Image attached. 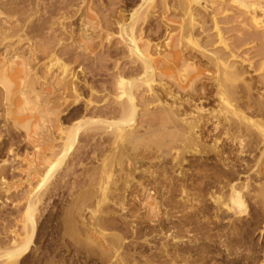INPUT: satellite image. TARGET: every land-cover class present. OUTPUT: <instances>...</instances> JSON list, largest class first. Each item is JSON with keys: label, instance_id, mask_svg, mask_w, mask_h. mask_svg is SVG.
Segmentation results:
<instances>
[{"label": "bare ground", "instance_id": "bare-ground-1", "mask_svg": "<svg viewBox=\"0 0 264 264\" xmlns=\"http://www.w3.org/2000/svg\"><path fill=\"white\" fill-rule=\"evenodd\" d=\"M22 1L0 0V86L7 83L11 88L7 90L5 118L8 120L10 117L11 128L27 133V147L34 145L36 154L22 157L29 163L23 181L8 182L7 177L19 173L13 168V162L5 160L0 166V198H6L2 202L0 199V207L8 203L12 192L23 196L24 202L14 203L15 207L7 213L5 225L0 229V264H196L203 254L214 253L211 249L215 244L212 225L221 224L222 216L226 214L233 215L234 220L229 226L231 229L223 232L226 237L223 241L219 240V245L227 251V258L234 252L238 256L242 253L237 250L236 244L244 241L252 243L258 230L249 223L241 224L248 215V195L257 201V214H261L258 225L262 223L260 234L264 238V183L255 187L249 181L250 176L243 182L241 177L244 174L240 175L239 164L234 163L238 156L239 159L249 153L252 156V149L260 148L256 162L252 161L254 168H260L264 159V105L253 106L250 100L244 101L240 96L242 92L237 82L243 73L235 63L230 64L224 58L229 49L227 42L217 25L214 26L217 29L215 34L210 32L213 28L205 26L204 17V21L201 19L203 14L198 8L199 0H176L175 5H171L170 0H162L161 3H158L159 0H139L141 3L131 9L129 3L121 4L122 0H82L81 7L76 0H50L48 13L52 17L54 13L62 15L63 22L56 24L61 27L58 28L60 32L53 30L44 44L40 42L41 45L30 40L22 27L5 28L12 20L21 23L17 14L22 10L19 8L20 4L23 5ZM232 2L244 10L261 8L264 14L261 0ZM85 4H90L88 6L95 12L94 15L84 16ZM39 8L35 9L39 12ZM160 10L182 13L183 18L178 26L180 37L174 46L176 52L165 59H156L160 51L152 37L159 39L161 32L170 31L174 22L169 20L155 25L154 20L163 15L159 14ZM6 12L15 16L4 17ZM52 17L44 18L45 23L31 30L43 32ZM75 17L80 32L78 35L75 34L77 29L67 22ZM252 19L256 27L264 26L263 20H258L256 16ZM198 26L200 32L196 31ZM197 33L205 36V43H200ZM76 37L82 44L75 42ZM96 44H101V49L115 46L114 51L107 50L108 55L91 67V73L95 72L102 78L101 95L72 71L74 64L79 65L83 59L87 60L86 56L94 54L98 47ZM25 45L27 48H24ZM217 46H222V50ZM184 49L195 50L193 52L208 60L209 68L216 75L211 86L197 88L195 82L203 73L197 71L195 74L196 70L192 68L194 75L187 71L189 68L185 72L192 77L181 74L180 66L185 64L181 55ZM79 73L85 75L82 67H79ZM176 76L183 84L190 77L188 87L180 82L173 83ZM49 84L53 86L48 91ZM82 86L90 90L89 99H84ZM66 93L73 97L76 105L84 103V113L76 111L62 120L59 115H65L63 105L69 102ZM209 97L221 102L220 110H205L201 101L209 100ZM97 98L101 102H95ZM21 105L31 106L29 109L25 107L29 110L28 115L14 112ZM92 109L96 111L95 117L91 115ZM252 109L256 111L252 112ZM89 112L92 117L88 116ZM75 117L78 119L67 126L66 123ZM53 122L56 126L51 125ZM7 129L9 133L11 130ZM1 131L0 128V141L3 139ZM30 133L36 137L35 142L30 141ZM208 138L211 142L213 140V146H206V141L203 144ZM81 139L88 144L85 148L88 149L85 150L88 157L90 153L99 152L101 158L99 156L100 160H95L97 154L94 159L92 155L93 162H87L83 171L89 176L82 178L83 181L77 179L71 183L69 203L64 204L55 221L50 220L42 229L40 219L43 208L47 207L52 193L61 187L68 189L66 177L77 171V164L74 169H69V164L80 149ZM142 141L148 144L144 146L147 154L138 158L133 153ZM220 144L222 148L228 144L237 147L236 155L239 154L235 155V159L230 154V157H225L226 153L220 149L216 151V157L221 155V160L225 158L233 163L223 161L224 169L227 168L225 172L223 170L224 175L220 177V174L218 178L212 176L215 179L211 180L205 173V176L193 175L185 168L178 172L183 166L185 154L211 155L210 150L215 151ZM153 150L155 154L160 153L159 161H168L169 154L175 153V164L168 167L170 165L167 166L165 161H160L159 170L155 168L159 175L151 171V167L143 169L144 161L154 154ZM8 153L16 160L20 159L13 145ZM167 155L169 157L165 158ZM233 157L234 161H231ZM240 160L237 162L240 163ZM243 160L240 164L244 163ZM175 166H179L177 171ZM260 172L257 171V174L261 175ZM35 180H38L37 185L30 189ZM22 186H27L29 192H25ZM11 218L15 222L12 223ZM220 237L222 239L223 236ZM253 247L254 252L248 253L246 259L253 264H264V246L258 243ZM258 252L262 253L261 262Z\"/></svg>", "mask_w": 264, "mask_h": 264}, {"label": "rangeland", "instance_id": "rangeland-1", "mask_svg": "<svg viewBox=\"0 0 264 264\" xmlns=\"http://www.w3.org/2000/svg\"><path fill=\"white\" fill-rule=\"evenodd\" d=\"M7 1L8 2H12V0L11 1L10 0H7ZM13 1H18V0H13ZM161 1L162 0H159L158 3H161ZM175 1L176 0H170L171 5H175L176 4ZM199 2L200 3H199V7L198 8H199V11L201 9V11H200L201 15L203 14V16L201 17V19L204 17L203 19L205 21L203 19H202V21H204L205 26L207 25V27L209 29H212L213 28L210 32L215 34L217 32V29H215L214 26L217 25L218 29L221 31V33H223L222 36H223L224 40H226L227 45H228V48H229L225 52L226 54L224 53V55H225L224 58L225 59H228V63H230V64L235 63V66H237L238 68H240V70L243 73L241 79L237 82V85L239 86V91L242 92V93H240V96L242 95L241 97L244 98V101L250 100L253 103V106H255V105L258 106L259 105V106L262 107L264 105V26H263V24H261L260 27H258V26L256 27V25L252 21L253 20L252 18H253V16H256L258 20L260 19L261 21L262 20L264 21L263 10L261 8H256L257 10H255V11L254 10H251V9L244 10L245 8H243L239 4H235V2H232V0H216V1L215 0H199ZM22 3H23V5L20 4V7H19L20 10L21 9L22 10L20 11L19 14H17V16L19 18H21V23H16L15 20H12V21H10V23H8V25H6V27H5L6 29H9L11 27H14V28H20V27H22L23 30L28 34V37L30 38V40H32L35 44H38V45H41L40 42H42V44H44V41L47 40V38L49 37L48 35H50V34L53 33V30L57 31V33L60 32L58 30V28H61V27H58V25L56 26V24H58L60 22H63V20L61 19L62 15L61 16L60 15L57 16L58 13L57 14L54 13V15L52 17V14H49L48 13L49 8L47 10V7H49L48 5H50V0H42V1H38V0H24V1H22ZM82 3H83L82 0H76V4L78 5V7H81L82 6ZM123 3H129L130 4L129 7L131 9V8L135 7V5L140 4L141 2L139 0H122L121 1V4H123ZM131 3L132 4L134 3V5H131ZM260 3H261L262 6H264V0H261ZM39 4H41V5L39 6ZM121 4L117 6L118 9H119V6H121ZM88 5L90 6V4L83 5V7H84V16H86V17L87 16L88 17L89 16H92V14L95 13L94 11L90 10V7ZM200 6H201V8H200ZM37 7H40L39 8V12L37 11V9H35ZM241 7H242V9H241ZM118 9H117V11H119ZM107 13H109V12H107ZM175 13L176 12H174V11H173V13H164V12H162V10H160L159 11V14H163V15L157 17L154 20V24L155 25H158V23H162L163 21H169V20H171V21L174 22V26H172L173 29L170 28V31H168L167 33L163 30L161 32V34H160L159 39L156 40L155 36L152 37L153 43H158L159 51H160V52H157L158 54H156V56H155L156 59H165V57H168V56H170V55H172V54H174L176 52V47H174V46L176 45L175 44L176 41H178V36L180 37V35H179L180 28L178 30V26H179V24L181 22H183L182 21L183 18L181 17V14L182 13L180 14V13L177 12L176 15H175ZM5 14L6 15L4 17H6L8 15V12H6ZM177 14H180V15H177ZM8 16H11L12 17V16H15V14H13V15L12 14H9ZM50 16L53 19L47 21L46 25L44 26V29L42 30L43 32L36 33L35 31L31 30V28H33L35 26H38L39 27V25L43 24L44 18H48ZM4 20L5 19H2V21H4ZM67 22L69 24H72V27L73 28H75V29L78 28V25H77L78 21H77V18L76 17H75V19L73 18L71 21H67ZM67 22H66V25L69 26V24ZM14 28H12V29H14ZM196 31L197 32H200V27L199 26L196 28ZM46 34H47V36H46ZM75 34H77V35L80 34V32L78 31V29L75 30ZM197 34H196V36L199 38L200 43H202V44L205 43V36L199 35V33H197ZM97 35H99V34H97ZM75 42H77V44H80L81 43L80 38H77L76 37ZM98 43H101V42H98ZM100 45L101 44H99V45L96 44V47L97 46L98 47L95 49L94 54H91V55L86 56V57H88L87 60L83 59L81 64H79V65L74 64L73 65V68H72V71L75 72L78 76H80V80L86 81L87 82V85L89 84L88 86H93L94 89L96 91H98L99 93H100V91H102V89L100 87L101 82H102L101 81L102 78L97 73H95V72L94 73L96 75H94V73L92 74L91 71L93 69L91 67H92L93 63H96L98 61H102V59L108 55L107 54L108 51L109 52L110 51H114V49H115V46H112V47H109V48H102L101 49ZM26 46L27 45H25L24 48H27ZM217 48L218 49L220 48L222 50L223 47L222 46H219V47L217 46ZM208 49L209 50H212L211 47H209ZM193 51H195V50H192V49L191 50L190 49L187 50L186 49L185 52H182L181 55H183V57H184V63L185 64L183 65V67H182V65L180 66L181 74L187 76V74L189 72H187V73H185V72H186V70L188 68L189 69L187 71L190 70V72L193 73V75H194V72H195V74H197L196 73L197 71H198V73H203V75H201L200 80H198L197 82H195L196 83L195 86L197 88H202L204 85H206V86L209 87V86H211L213 84L212 82L214 81L213 79L216 77V75H214L215 73L211 69V67L209 68L208 60L206 58L204 59V58L200 57L199 56L200 54L198 55V52L195 53ZM230 55H231V58H230ZM41 62H43V61H41ZM82 64H84L85 66L82 65ZM79 67H82L84 69V71H85V75L84 76L81 75V73H79ZM191 68H192V70L194 69L196 71H194V72L191 71ZM188 76L192 77L191 74H188ZM190 77H188V79H186V82H184V84H186V85H184L183 83H181V81H179L180 80L179 79V76H176L173 79V81L171 79V81L173 83L174 82H180L184 87L185 86L188 87V85L190 84V81H189V78ZM167 80H169V79H167ZM171 81L169 80V82H171ZM4 84H3V86L2 85L0 86V128L3 131V132L1 131L2 132V135H3V139L0 141V144H2L1 145L2 147L0 149V166L3 164V162L5 160L7 162H9V161L10 162H13V168L16 169L19 172L18 174H16V176H10V174H8L10 177H7V180H8L9 183L13 184V183H16L17 181H20V180L23 181L26 178V175H25L24 172L27 171L28 166H29L28 165L29 163L23 161L22 160V157L25 158L27 155H29L30 157H33L36 154V153H34L36 151H35V146L34 145H30L29 147H27V144L28 143H26V141H25L26 138H27L26 137V134L27 133L24 132V130H22V132H21V130L18 131V130L14 129V128H11L12 127V122H10L11 121L10 120V117L8 118L9 121L7 120V118H5L6 111H7L6 110L7 106L5 104H6L7 99H8L7 98V95H8L7 94V92H8L7 90H9L10 87H8L9 85H6L7 83H4ZM52 86H53V84H49L47 86V90L48 89L49 90H52ZM241 87H242V89H241ZM249 87L251 89H249ZM82 89H84V90H82V92H84L83 93V96L85 97L84 99H89V97H90L89 96L90 95V93H89L90 90L89 89H86L85 86H82ZM38 91H39V89H38ZM40 91H41V89H40ZM101 93H100V95H101ZM66 94H65L66 98L68 99L69 102H72V103L67 102L65 105H63L64 107H66V108L63 107V110L64 111L62 110L65 115H63L61 113V115H59V117H61V119L64 118L65 116L66 117H71V115L75 114L76 111H79L80 113H82V112L84 113V111H83L84 110V103L82 102V104L80 103V104H77L76 105L75 102H74V100H73V97L69 93H68L69 95L68 94L66 95ZM184 94H186V93H184ZM184 94H183V98L186 97V95H184ZM206 101L205 100H202L201 101V103H202L203 107L205 108V110H208V111H210V110L211 111H213V110H220L222 104H221V102L219 100L209 97V100L206 99ZM95 102H101V99L97 98L95 100ZM19 107H20L19 108L20 110L19 109L15 110L16 109L15 108L14 109L15 110L14 112L18 111V113H19L21 111V112H23L22 113V116L25 113H26L25 115H28L29 114V110H27L26 108L29 109V107H31V106L21 105ZM21 107H22L23 110H21ZM187 109H188L187 111H190L189 108H187ZM92 110L90 111L91 113H93L91 115L93 117H95V115H97V114L96 113L94 114V112H96V111H94L95 109H92ZM251 111L253 112V111H256V110L255 109H252ZM90 112H89V115L88 116H91L90 115ZM66 117L64 119H66ZM51 118L54 119L53 116ZM64 119H62V120H64ZM76 119H78V117L77 118L76 117L73 118L71 120V122H69L68 124L66 123V125L68 126L71 123H74V121ZM255 119H258V118L255 117ZM5 120H6V122H5ZM6 124H7L8 127L6 126ZM51 125L56 126L54 122H53V124L51 123ZM6 127L7 128H10V130H11V131H9V133H7L8 131H6V130H8V129ZM10 132H11V134H10ZM20 132H21V134H20ZM18 133H19L20 136H18ZM30 135L32 136V137H30V139H31L30 141L31 142L32 141L35 142L36 137H34V135L31 134V133H30ZM4 136H5V138H4ZM205 141L207 143L206 146H208V145L209 146H213L214 145L213 144V140L211 142V138L210 139L208 138L207 140L205 139L203 141L204 142L203 144H205ZM80 142H81L80 143V145H81L80 146V149H78L77 152L74 154V156L70 160L71 162L69 164V169H74L75 166L78 165L77 166V169H76L77 171L74 174H72L71 177H69V178L66 177L67 180L66 179L65 180L68 183V185H67L68 186V189L66 187L65 188H62L61 187V188L57 189L56 191H54L52 193L51 200H48V203H46V206L47 207H44L43 208L44 209L43 216L40 219V226H41L42 229L45 228L46 223L50 222V220H54L55 221L56 218L62 213V208H63L64 204L65 203L66 204L69 203V200H70V197H71L70 196L71 183L77 181V179L78 180H81L82 178L85 179L86 178V175H87V177L89 176V173L83 172V171H85L84 170V167H86V163L87 162L88 163L93 162L92 160L96 157L95 154H97V157L95 158V160L97 158L99 159V156H100V153L99 152L90 153V154H88L89 155V157H88L87 154H86V151L88 149H85V148H87L86 146H88L87 142L84 139H81ZM147 142H148V144H150L148 140H147ZM147 142L146 141H142L141 143H139L138 146H137V148H138L137 151L135 149L133 154H135L136 156H138V158L139 157L141 158L142 156L143 157L144 156L146 157V154L147 153L145 151V147H146V145H148ZM145 143H146V145H145ZM12 145L14 146V149H16V153L18 154V157L20 158L19 160L18 159L16 160L13 156H10L9 153H8L9 147L12 146ZM15 145H17V146H15ZM20 145H22V146H20ZM229 145L230 144H228V146L222 148V146L220 144V147L218 149H216L215 151L213 149H211L214 152H212L210 150V154L211 155L207 154L205 156V155L198 154V155H195L197 158H195V156H193V155L190 156V154H185L184 162H183V166L184 167L182 166L178 170L179 166H175V169H176V171L178 170V172H179L181 169L185 168L186 169L185 171L188 170V173H191L190 172V170H191L192 171L191 174L198 175V176H202L205 173V175L208 176V177H210L211 180H214L215 178H218L220 174H221L220 175V177H221L222 175H224L223 170H224V172H225V170H227V168L224 169L225 168L224 167L225 166V162H227L226 164H228L229 161H227L225 158H223L224 160H221L219 158V157H222L221 155L216 157V154H217L216 151L217 150L219 151V149H220V151L226 153L225 157H227V156L228 157L234 156L235 159H237L236 156L239 155V154L236 155L237 152H238L237 147H232L231 145L230 146ZM258 150L260 152V148L254 150V151L252 149V152L255 153V154L252 153V156H253L254 160L257 158V156H259V153L257 152ZM144 151H145V153H144ZM222 152L220 154H222ZM232 152L234 154H232ZM153 153L154 154L151 155V156L149 155L146 160L144 159L145 161H144V165H143L144 168L143 169H145V168L151 169L152 168L151 171H156L155 168H157V170H159L158 169L159 168L158 167V164L160 165V161H165V164H167V166L170 165L168 167H171V165L173 166L175 164V162L173 160L174 159V156H176L175 153L173 155H172V153L169 154V156L171 155L170 157L168 155H167V157H165V158H168L169 157L168 161L165 160V159L164 160L161 159L159 161L160 158H158V156H160V153H158L159 155L158 154H155L156 152L154 150H153ZM229 154H230V156H229ZM249 154H247V155L244 154L245 157L243 155H241L242 158L240 157V159L241 160L244 159L243 160L244 163H242L243 165L240 164L242 161L239 159V156H238V159L235 160L234 163L235 164H239L238 165L239 167L238 166L237 167H238V169L240 171L239 173H241L240 175H243L244 174L241 177V180L244 182L250 176L251 177V178H249V181L251 180L250 183H252V185H254L255 187H258L260 185H263V183H264V159L261 162L260 168L255 167V168H257V169H259L261 171L260 172L261 175H259V173L257 174V171H259V170H256L253 167V165L255 166L254 163L256 162V160L255 161L252 160L253 158H251L252 156H251V154L250 155ZM92 155H93V159L91 160ZM218 155H219V153H218ZM201 156H203V157L201 158ZM234 157H233V160L232 159H230V160L231 161H234ZM87 158H89V159H87ZM100 158H101V156H100ZM210 158H211V160H210ZM212 158H214V159H212ZM86 159H87V161H86ZM205 159L208 162L205 161ZM217 159L218 160L220 159L219 161H221L224 164H222L221 162H219ZM239 160H240V163H238ZM200 161H202V162L200 163ZM209 161H210V163H209ZM216 161H217V163H216ZM223 161H225V162H223ZM171 162H173V163H171ZM229 164L232 165L233 163H229ZM91 165H89V167ZM245 166H246V169H245ZM247 166H251V168L253 167L252 170H251L250 167H248L249 168V170H248ZM175 169H174V172H176ZM193 169H195L196 172L198 171L199 174L200 173L201 174L200 175L199 174H196L195 170H193ZM253 169H255L256 172ZM244 171L246 173H244ZM249 171H251V172L253 171V172L251 173ZM21 172H23V173H21ZM156 173L158 175L160 174L159 171H156ZM11 175H12V173H11ZM258 175L261 176V177H259L260 179H258ZM81 176H83V177H81ZM212 176H214V177L217 176V177L214 178ZM81 181H83V180H81ZM37 183H38V180H35L33 182L32 188H30V189H33V187L36 186ZM22 189L24 191L27 190L28 192L30 190L27 186H24ZM27 191H25V192H27ZM160 191H162V190L160 189ZM20 193H22V192H20ZM11 194L12 195L9 196V200H8V203H7L8 206H7V204H4V206H3L4 208H5V206H7L5 209L2 207V205L0 207V209L3 208L2 210H0V229L3 228V226L5 225L4 219L5 220L7 219L6 218L7 217V213H11L12 212V209H13L12 207H15V205L18 202H20V204L23 202V196H21V195L18 196V194L17 193L15 194V192H12ZM251 194L253 195V193H251ZM14 195H16V196H14ZM4 198L5 197H3V196L0 198L1 199V202L6 200V198L5 199ZM250 198H251L250 195H248L247 198H246L247 199L246 200V205L248 207V209H247L248 210V215H246L242 219V223L241 224L246 225V223L247 224L249 223L248 225L251 224L250 226L252 228H254V227L255 228H258L257 232H255L256 234L253 237L254 239L252 240V243H251V241L250 242H245L244 241L242 243L239 242L240 244L238 243V244H236V246L238 245L237 246V250L240 253H242V254L241 255H238V256H235L234 255L235 252H234V254H232L229 258H227L226 257V255L228 254V253L226 254L227 251H225V248L224 247L221 248V246L219 245V243H220V241L225 240L224 238L226 236L223 235V232L226 233V231H228V230L231 229V227H229V226H231V221L234 220V216L233 215H229V214H226V216L223 215L222 218L223 217L224 218H223V220L221 218V220H222L221 221V224H219L217 226L212 225V228L214 229L212 231V233L216 237V238L213 237L214 238L213 240H214L215 244H213L211 246V249H213L214 253L208 254V255H206L207 253L203 254L204 256L203 255H202V257L200 256V259H201L200 262L199 263H196V264H201V261L202 260H203V264H206V263H208V264H253V263H251V261L247 260L246 257L249 255L248 253L252 254L254 252V247L253 246L257 245L258 243L262 247L264 246V238H263V235L261 236V234H260L261 233L260 230H262V223L258 225V222H259L258 220L260 219L258 216H260L261 214L260 213H259L260 215L257 214L258 210H256L257 208L255 206V204H256L255 202H257V201H256V199H253L252 200ZM14 203H15V205H14ZM187 205H191V204H188V202H187ZM208 205H210V206L213 207V205H211L210 202H208ZM211 211H212V209H211ZM10 221H12V223L15 222L14 218H11ZM1 224H3L2 227H1ZM256 225H257V227H256ZM217 233H218V235H217ZM221 235L223 236L222 239L220 237ZM200 246L202 247L203 245L200 244ZM250 247L253 248V249H251ZM220 252H221V255H220ZM261 255H262V253L261 252H258V255L257 256L259 257L260 262L262 260ZM205 257H207L206 260H205ZM208 258H209V261L207 260Z\"/></svg>", "mask_w": 264, "mask_h": 264}, {"label": "flooded vegetation", "instance_id": "flooded-vegetation-1", "mask_svg": "<svg viewBox=\"0 0 264 264\" xmlns=\"http://www.w3.org/2000/svg\"><path fill=\"white\" fill-rule=\"evenodd\" d=\"M2 152H3V151H2ZM2 152H1V153H2ZM48 223H49V222H48ZM48 223H47V224H48ZM47 224H46V226H47Z\"/></svg>", "mask_w": 264, "mask_h": 264}]
</instances>
